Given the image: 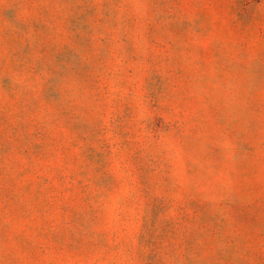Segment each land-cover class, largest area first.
Segmentation results:
<instances>
[{"label":"rangeland","instance_id":"obj_1","mask_svg":"<svg viewBox=\"0 0 264 264\" xmlns=\"http://www.w3.org/2000/svg\"><path fill=\"white\" fill-rule=\"evenodd\" d=\"M0 264H264V0H0Z\"/></svg>","mask_w":264,"mask_h":264}]
</instances>
